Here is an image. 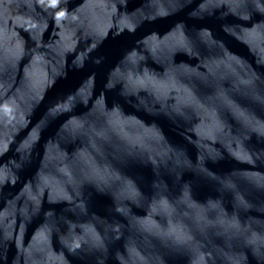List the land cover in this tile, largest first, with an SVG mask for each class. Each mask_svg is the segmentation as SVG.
<instances>
[{
    "label": "water",
    "instance_id": "obj_1",
    "mask_svg": "<svg viewBox=\"0 0 264 264\" xmlns=\"http://www.w3.org/2000/svg\"><path fill=\"white\" fill-rule=\"evenodd\" d=\"M0 264H264V0H0Z\"/></svg>",
    "mask_w": 264,
    "mask_h": 264
}]
</instances>
